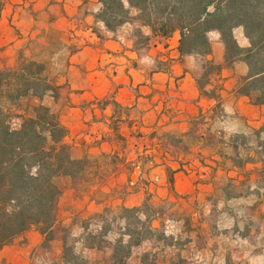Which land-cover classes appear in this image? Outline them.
I'll return each mask as SVG.
<instances>
[{"label":"crops","instance_id":"crops-1","mask_svg":"<svg viewBox=\"0 0 264 264\" xmlns=\"http://www.w3.org/2000/svg\"><path fill=\"white\" fill-rule=\"evenodd\" d=\"M100 7L98 0H0V52L8 64L25 41L67 45L54 95L66 106L50 108L84 168L62 178L49 242L94 253L99 246L85 243L81 220L148 203L154 229L166 217L157 210L162 204L183 203L191 216L223 194L225 179L258 187L264 200V102L249 87L243 27L233 29L230 47L212 30L209 54L181 53L180 30L162 35L136 9L110 29L97 17ZM245 149L258 153L237 164L235 154ZM44 240L30 228L0 248V264H33Z\"/></svg>","mask_w":264,"mask_h":264},{"label":"trees","instance_id":"trees-1","mask_svg":"<svg viewBox=\"0 0 264 264\" xmlns=\"http://www.w3.org/2000/svg\"><path fill=\"white\" fill-rule=\"evenodd\" d=\"M100 1L99 17L110 29L129 21L131 10L136 9L138 18L162 35L180 30L181 53L209 54L212 30H218L230 47L233 29L243 27L250 41L244 55L249 87L258 92L256 101L264 102V0ZM11 74L17 83L7 80ZM47 91L56 94L57 86L38 81L30 66L0 70V248L32 227L45 240H52L62 178L84 168L83 160L72 158L70 145L64 141L67 128L48 105L28 106L20 114L11 110L15 100L28 99L30 94L42 97ZM15 119L20 120L18 126ZM124 235L129 239L119 238L113 246L114 264H128L133 245L144 239L142 235L134 238V232ZM63 263L87 264L68 244L64 245Z\"/></svg>","mask_w":264,"mask_h":264},{"label":"rangeland","instance_id":"rangeland-1","mask_svg":"<svg viewBox=\"0 0 264 264\" xmlns=\"http://www.w3.org/2000/svg\"><path fill=\"white\" fill-rule=\"evenodd\" d=\"M98 2L101 7L97 17L100 18L103 5ZM50 41V45L25 41L15 47L12 64L0 52V70L30 66L38 81L55 86L58 75L64 72L67 45L57 39ZM7 80L18 82L14 74ZM30 95L28 99L15 100L11 106L14 114L38 104L48 105L55 111L66 106L63 101L57 102L52 91L42 97ZM19 122L15 119L16 126ZM241 142L245 143L246 137H241ZM253 153L258 152L249 149L237 152L236 163H243ZM223 186L222 195L211 196L200 210L198 207L191 210V216L183 203L162 204L157 210L165 211L166 217L154 229L149 224L156 210L148 203L138 208L101 210L80 221L85 243L99 245L95 248L97 251L71 247L87 264H114L112 252L117 239H129L124 233L134 232V238L142 235L144 239L133 245L128 264H264V200L260 199V189L244 180L234 183L225 179ZM63 254L64 245L59 250L57 245L54 247L44 240L33 264H64Z\"/></svg>","mask_w":264,"mask_h":264},{"label":"built area","instance_id":"built-area-1","mask_svg":"<svg viewBox=\"0 0 264 264\" xmlns=\"http://www.w3.org/2000/svg\"><path fill=\"white\" fill-rule=\"evenodd\" d=\"M186 170H187L188 173H192L193 172V168H191L189 166H187Z\"/></svg>","mask_w":264,"mask_h":264}]
</instances>
